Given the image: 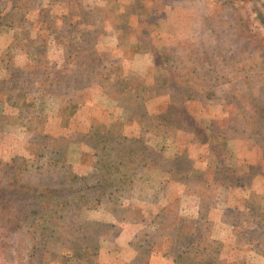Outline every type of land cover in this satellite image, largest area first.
Wrapping results in <instances>:
<instances>
[{
    "label": "rangeland",
    "instance_id": "1",
    "mask_svg": "<svg viewBox=\"0 0 264 264\" xmlns=\"http://www.w3.org/2000/svg\"><path fill=\"white\" fill-rule=\"evenodd\" d=\"M150 1L0 0V81L14 83L28 62L41 66L39 73L55 67L50 76L63 77L57 91L34 85L26 96L33 107L21 123L0 124V182L49 183L38 175L47 153L28 150L43 130L67 139V163L83 173L90 113L85 107L60 112V97H79L80 86L67 83L78 74L98 127L106 123L118 137H139L136 121L146 124L142 143L150 165L121 168L112 198L77 223L82 242L98 247V264L132 261L155 233L178 242L166 243L150 264H176L169 252H183L180 264H208L214 248L218 263L226 257L264 264V227L239 252L233 224L252 219L251 209L264 224V140L254 135L264 126V0ZM183 98L187 116L172 115ZM165 102L171 106L160 112ZM130 150L140 154L136 146ZM194 221L197 240L179 228ZM99 223L115 229H95ZM141 229L148 231L144 240ZM60 234L3 227L0 264H79ZM191 240L194 251L183 248Z\"/></svg>",
    "mask_w": 264,
    "mask_h": 264
},
{
    "label": "trees",
    "instance_id": "2",
    "mask_svg": "<svg viewBox=\"0 0 264 264\" xmlns=\"http://www.w3.org/2000/svg\"><path fill=\"white\" fill-rule=\"evenodd\" d=\"M150 2L154 4L155 0ZM1 15L0 11V17ZM79 23L81 22H76V24ZM39 30H37V33H39ZM34 40L35 38H30V44L37 46ZM28 57L32 58L31 52H29ZM27 64L28 69L15 76L14 83L11 78L0 81V101L6 104V112L0 114V124L21 123L27 117L33 103L27 102L26 96L38 89V87H34L36 83L43 88L42 90L48 91H51V88L57 91L63 83V77L50 76L51 72H56L55 67L49 66L47 71L39 73L38 70L41 69V66L30 62ZM75 67L74 70L79 69ZM37 78H39V82H37ZM67 83L78 84L80 92L78 98H75L72 93L69 95L62 94L68 95L60 97L62 116L64 114L74 115L76 111H80L84 107L90 113V129L84 134V149L80 155V165L84 171L80 173L67 163V146L64 144L67 139L65 137L48 135L44 130L39 133L41 136L37 135L38 132L34 133L32 150L29 148L28 150L33 154L47 153L49 161L46 166L39 168L38 175L46 176L49 183L41 180L35 183H26L21 180L8 184L0 182V229L3 227H9L17 231L26 229L39 234L50 231V235L53 231L58 230L61 233L66 254L80 259L79 264H98V247L86 245L82 242L77 223L85 217V212L88 209L95 208L102 201L112 198L117 175L121 168L139 169L147 166L149 154L145 152L148 149L143 147L144 144L142 143L144 137H142V134L145 131L146 124L141 118L136 121L140 126L138 129L139 137L126 134L118 137L112 129L108 128L106 123H102L98 127L95 116L92 114L96 106L91 102L87 103L89 97L83 90L81 75L77 74L76 78H67ZM7 85L11 89L5 91L4 86L7 87ZM128 90L131 94L133 93L131 87ZM205 95L209 97L211 94L207 93ZM178 97L180 98V96ZM186 99H182V105L180 101H177L178 105L175 104L172 115L187 116L184 113L186 108H182ZM166 104L165 102L164 108L160 112L170 108L171 104L168 107ZM102 110L105 109L102 108ZM254 133L255 136L258 138L260 136L264 140V126H259ZM34 144L38 148H33ZM131 146H136L137 152H140L137 158L133 156L134 153L130 150ZM51 173L55 174L56 177ZM132 209L134 214L139 215L140 209L135 206ZM236 209H238V205L235 206L234 210ZM241 209L239 208V211ZM253 214L255 215L252 209L248 210L246 215L251 216L252 219L245 217L244 224L239 227L233 222L236 238L235 246L239 252H241L244 244L253 243L256 239L254 233L260 226L264 227V224L257 221ZM195 222L197 221L182 223L179 228L182 229V233L188 234V237L195 235L194 237L197 240L201 234L198 223ZM100 226L101 228L108 227L109 232L115 229L111 225L94 224L95 229L100 228ZM53 227L55 228L53 229ZM245 227L250 233V237L244 234L242 229ZM147 232L141 229L140 238L146 239ZM138 235L139 233L134 237ZM151 237H153V241H151L152 244L149 248L142 247V251L132 261L123 262L122 264H150L152 257L155 258L163 254L160 253L161 248L166 243L172 247L173 244L175 245L178 242L174 237L166 234L155 233ZM182 237V235L178 236V239L183 240ZM193 243L194 240H191L183 245V248L194 251V247H191ZM169 255L176 264H180V260L184 257L183 252H169ZM219 257L218 249L214 248L208 264H239L238 261L228 262L226 257H223L221 262L218 263L217 259Z\"/></svg>",
    "mask_w": 264,
    "mask_h": 264
}]
</instances>
